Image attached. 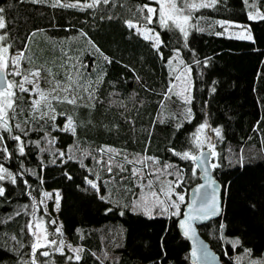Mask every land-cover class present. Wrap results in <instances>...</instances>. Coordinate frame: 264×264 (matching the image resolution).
Masks as SVG:
<instances>
[{"label":"trees","instance_id":"obj_1","mask_svg":"<svg viewBox=\"0 0 264 264\" xmlns=\"http://www.w3.org/2000/svg\"><path fill=\"white\" fill-rule=\"evenodd\" d=\"M258 1L264 10V0ZM54 4L0 0L6 23L0 33L13 54L24 53L21 71L41 68L43 81L63 87L71 76L73 88L83 86L79 95L84 97L79 107L54 101L55 123L28 121L30 96L17 90L23 100L15 119L9 120L11 133L0 129V166L6 169L0 173V264H69L66 253L32 255L27 225L34 209L41 212L40 199L48 191L59 194L57 217L63 232L71 245L82 249L81 259L73 264H190L189 245L177 221L199 173L194 161L174 153L196 152L194 132L204 123L220 130L213 177L222 187L223 213L199 227L200 233L223 264L264 258V20H250L244 0H217L190 13L193 26L185 38L172 24L165 27L145 19L147 10L139 9L153 0H109L93 7H86L92 0ZM67 4L75 6H63ZM219 21L247 26L252 39L226 36ZM128 22L151 27L159 46ZM181 68L190 71L187 102L176 93L175 74ZM49 69L52 75H47ZM84 88L94 93L93 100ZM68 116L75 122V135L59 130ZM12 135L24 141L23 156ZM109 147L121 155L101 152ZM127 153L136 157L134 163L124 160ZM145 157L153 158L172 182L178 181L175 190L185 194L178 215L131 212L146 180L133 177L131 170L141 167L144 176L146 169L153 170ZM166 163L170 167L165 168ZM118 164L126 170L120 171ZM89 180L99 186V193ZM241 255L247 258L239 261Z\"/></svg>","mask_w":264,"mask_h":264},{"label":"snow or ice","instance_id":"obj_2","mask_svg":"<svg viewBox=\"0 0 264 264\" xmlns=\"http://www.w3.org/2000/svg\"><path fill=\"white\" fill-rule=\"evenodd\" d=\"M34 3L37 2H42V0H33ZM99 2V0H93L92 4L86 5V7H93L95 4H97ZM155 3L159 4V9L150 7L148 4H145L142 8L139 9V11L143 12L145 9L147 10L148 15L145 17V19L149 22L152 23V18L153 16H157V18L159 19L161 25L168 27L169 26V22H171V24L175 25V27L179 28L180 32H182L185 36V38L187 37V31L186 28L184 27V25H187L191 16H190V12L186 11V10H197L199 8H207V7H212L215 5V3L217 2V0H208V2H201L199 4L192 2V3H188L187 0H154ZM104 3H109V0H104ZM245 4L249 3V0H244ZM55 6H61L59 5V0H57V3L53 5ZM65 7H74L75 5L72 4H67V5H63ZM250 7H253V5H249ZM5 12V9L3 7H0V30L5 29L6 27V23H5V17L2 15ZM257 17H259V19L264 20V15H261L259 11H257L255 14L250 13L249 14V19H256ZM224 26V23H221V27ZM231 26V25H230ZM128 27L129 28H135L136 25L128 22ZM245 31H247V29H245ZM145 38L147 39V35L145 36ZM239 38H247L249 40L252 39V37L250 35L248 36H243V33L240 34ZM5 37L4 36H0V41L4 40ZM155 42H156V46H159L160 44V40L159 37H155ZM8 53V48L7 47H3L0 48V73H5L7 72L8 75H12V76H21L22 79L20 81H10L7 80V78L5 77V79L0 80V129H3V131L5 132H9L11 133V129L9 128V120L15 119V116L17 114V108H19L20 106V102L23 100V96L22 95H18L17 94V90L19 93H27L29 95H37L39 98L38 99H34L31 101V110L33 113H39V117H36L35 115H33L31 118L32 119H49L52 121L56 120V115L55 113V108L52 104V100L57 101L58 103H68L70 105H73L74 107H79L81 106L80 104H78V101L83 100L84 97L79 95V88L83 87L82 85L76 88H73V84L75 83V81L73 80V78L71 76L68 77V85L65 87H60V83L57 82L56 86L53 88L52 92H45L44 90H42L40 88V79H41V68H37L35 70L32 69H25L24 72H22L20 70L21 68V61L24 59V53L21 52L19 53L15 58H13L11 60V65L9 63V59H7L5 57L4 54ZM105 59H107V57H105ZM11 68V70H10ZM47 75H52L51 70H47ZM177 80L180 79L179 76L176 77ZM25 84H29L32 85V88H27L25 87ZM57 90L62 91L64 93H66V95L64 96H59V95H54L53 93H55ZM84 91L88 93V100H93L94 99V93L89 91L88 88H84ZM169 91H171V89H169ZM74 93V94H73ZM187 102V101H186ZM85 107H94L93 105H83ZM21 112H23V109H20ZM11 113V115H10ZM49 113H53L52 115H49ZM24 123H28L27 120L24 121ZM15 127L17 129H20V131L22 133H24L25 135L26 130L23 129L21 127V124L17 123L15 125ZM41 127H43V125H41ZM205 126H201V128L199 129L200 132H203ZM61 131H69L71 132L73 135H75L76 133V126H75V122L73 120L72 116H68L66 118V123L64 125L63 128L59 129ZM216 134L219 135L220 134V130L216 129ZM11 138L14 141L19 142V154L21 156H23L25 154V148H24V141L21 140V136L20 135H12ZM4 137L0 136V142H3ZM55 142V138H53L52 140L49 141V143H54ZM202 141H200V137L199 135L196 136V146L199 147L201 145ZM37 147H39V145H37ZM3 152L7 153L8 149L7 147H4ZM101 152H108V153H114L115 155H120L121 153L119 152H115L114 149L111 148H106V149H101ZM176 155H179L182 159H186V160H193L196 161L197 159H199L197 156L191 155L189 152L185 151L182 154L181 153H174ZM212 155H215V152L211 153ZM59 155L61 157L65 156V152H60ZM85 156L89 155V153L85 152L84 153ZM72 157L69 156V159H71ZM124 159L132 164L134 163V161L128 160L127 156L124 157ZM144 159H153L151 157H145ZM112 160H113V156H109V160L106 162V166H107V172L111 175L113 172V167H112ZM100 161H98L99 163ZM136 162H141V161H136ZM218 165H213V167H217ZM117 167H119L120 171H125L126 169L123 167V165H117ZM170 167L168 165L165 166V168ZM206 171V170H205ZM6 169L3 168V166H0V173H5ZM132 172V176L133 177H139L140 176V170L136 169L135 167H133V169L131 170ZM9 176H11V173H7ZM171 174V173H169ZM67 175V174H66ZM153 175H155V173H153ZM69 179H71V177H68ZM4 176L0 175V180H3ZM123 179V178H122ZM13 182H15L13 180ZM88 183L90 184V186L93 189H96V191L99 193L100 192V188L99 186L89 180ZM110 183V182H109ZM147 187L149 189L152 188V182L149 181L147 184ZM199 191V189L197 190ZM159 192L161 194L164 195H169L168 192H165L163 188H161L159 190ZM4 195V189L2 187H0V196ZM50 194L46 193L45 196H49ZM151 197H154L155 200L153 201V206H149V202H148V198L147 196L141 195L140 198L136 201V203H134L132 205V208L134 211L136 210H143L146 214H151V212L153 211V207H159L161 212H167L168 208L164 207L165 201L160 200L159 195L157 194V192L152 191L150 193ZM101 199H108L109 202L110 199L108 197H104L101 196ZM170 198V197H169ZM177 199L180 202L184 201V196L183 195H179L177 194ZM59 207V194H57V208ZM169 207L175 208L177 209L176 212L172 213L174 215H178V209H179V204L177 203H172L169 205ZM208 207H211L213 209L212 214L215 215L217 214L216 208H215V198L213 197V201L211 204H207L205 205L204 208L201 209V212L204 215H207V211L206 209ZM107 211H112L111 208L107 209ZM123 214V213H121ZM199 217H193V216H189V219H198ZM50 223H56V221H50ZM182 226L186 227V232L185 235H188L189 232L192 231L191 226L187 223V221H182ZM27 227L30 230L33 229H39L41 227L40 223H37L35 225L29 224L27 225ZM62 225L58 228L55 229V232L63 235L62 232ZM79 231V230H78ZM33 234L36 235V232L33 231ZM13 239H15V237H13ZM43 239L45 241H47V233L45 232ZM57 242L56 241H48V244H52L55 245ZM60 246L61 248L63 247L64 242L61 240L60 242ZM239 244V241H234L233 242V247H236ZM47 246L46 244H41L40 240L38 238V240L36 242H34L31 245L32 248V255L34 256L37 249L40 247H44ZM69 248H71V245L68 246ZM72 251L74 253H77L75 255V259L77 261H79L81 259L80 255L78 254L79 252L82 251V249H72ZM246 253L250 256L251 252L250 250H245ZM61 254L63 255V252L61 251ZM41 255L43 256H48L49 253L47 251L42 252ZM192 255L195 257L196 256V252L193 251ZM69 260L72 259V257H68ZM32 264H36V261L33 260ZM252 264H264V260H254L252 261Z\"/></svg>","mask_w":264,"mask_h":264},{"label":"rangeland","instance_id":"obj_3","mask_svg":"<svg viewBox=\"0 0 264 264\" xmlns=\"http://www.w3.org/2000/svg\"><path fill=\"white\" fill-rule=\"evenodd\" d=\"M53 1L57 3V0H53ZM59 2H60V0H59ZM92 2H93V0H92ZM99 2H104V0H99ZM187 2L188 3L195 2V3L199 4L201 2H208V0H187ZM72 4H77V3L72 1ZM247 5L249 7L250 13L255 14L257 11H259L261 15H264V10L260 7V3H259L258 0H249V3ZM249 5H253V7H250ZM149 6L153 7V8H156V9H159V4L155 3L154 0H153V4L149 5ZM186 11L191 13L194 10H190L189 9V10H186ZM256 19H259V17H257ZM153 20L155 22L161 24L159 19L157 18V16H153L152 21ZM131 23L136 25V27L133 28L136 32H138L144 38L147 35V37H148L147 39L151 40L154 43V45H156L155 37H157L158 35L151 27L140 25L139 23H135V22H131ZM221 23H224V26L222 27V29H223V33L226 36L239 38L241 33H243V36H245V37L250 35L248 27L243 25V24H241V23L228 22V21H219V25L220 26H221ZM170 24H171V22H169V25ZM192 26H193V22H192V19L190 18L188 24L184 25V27L186 28V31L188 32L191 29ZM245 29H247V31H245ZM0 36H2L1 33H0ZM239 39H247V38H239ZM3 47H7L8 48V53L4 54V55H5V57L7 59H9V63L11 65V60L13 58H15L18 54H13L10 51L9 46L6 45L4 43V41L2 40V41H0V48H3ZM22 61H21V63H22ZM10 70H11V68H10ZM20 70H21V68H20ZM5 74H6V77H8V80H10V81H20L21 80V78H17V76L8 75L7 72H5ZM177 76H179L180 79L179 80L176 79V81H175L176 93L181 97V99H184V100L188 101L189 98H190V93H191L190 71H189L188 68H181V69H179L176 72L175 78ZM39 83H40V88L42 90H44L46 93L47 92H52L53 88L57 84L55 82L43 81V75L42 74H41V79H40ZM25 87L31 89L32 85L25 84ZM60 87L62 88L63 86L60 85ZM59 93H62V91L57 90L53 94L54 95H59ZM29 96H30L31 101L34 100V99H38L39 98L35 94L29 95ZM54 101L55 100H52V104H53ZM52 114L53 113H49V115H52ZM54 114L56 115V112ZM33 115H35L36 117H39V113H33L32 110H30L28 121L35 120V119L31 118ZM45 119H47V118H45ZM52 122L55 123V121H52ZM201 126H205L203 132L199 131ZM216 129H218V128H213V127L209 126L207 123H204V124L198 126L196 128L195 132H194L195 133L194 134V142H195V145H196V136L199 135L200 141H202V143H201V145L199 147L196 146V152H189L191 155L195 156L198 152H200V151H202L204 149H212L213 152H215V155H213V158L211 160L212 167H213L214 164L218 165L217 153L214 150H215V142L219 139L220 134L219 135L216 134ZM109 148H115L116 149V147H109ZM60 152H63V151H60ZM115 152H117V151L115 150ZM119 153H121V152H119ZM113 155H115V154L113 153ZM124 155L127 156L128 160L136 159V157H133V155H131L129 153L124 154ZM116 157H118V156L116 155ZM143 160H146V159L143 158ZM151 161L152 162H151L150 167H152L153 170L151 171V169H146L147 170V175L146 176H144V173L141 171V167H139V168L135 167L136 169L140 170V177L141 176L146 177V180L144 181V183H142V182L140 183V188H139L140 189V193H138V196L135 197L134 201H132V205L134 203H136V201L140 198L141 195H144V196H147V198H148L149 206H153V201L155 200V198L151 197L150 193L152 191H155L159 195L160 200L165 201L164 207H167L168 211L167 212H161L159 207H153V211L149 215V214H146L143 210L134 211L133 208L131 207V212L138 213V214H143V215H145L147 217H166L167 214L170 213L171 211H174V212L177 211V209L169 207L170 204L174 203V202H172L173 199L169 198L171 196L175 197V199H176L175 203L179 204V209H178V212H179L180 207L184 203V201L180 202L177 199V194L178 193L175 190V187H174L175 185L174 184L177 183L178 181L172 182L171 178H169L170 176L163 174V169L160 168V166H157L158 163H156L155 160L153 161V159H151ZM147 163L149 164V162H147ZM166 165L170 166L168 163L164 164L163 166L165 167ZM153 173H155V175H153ZM149 181L152 182V188L151 189H149L147 187V184H148ZM161 188H163L165 192H168L169 195L161 194L159 192V190ZM46 193H48L50 195L46 197L45 196ZM57 194L58 193L56 191H54V192L48 191V192H43L42 193V196H41V199H40L41 212H40V209H37V208L34 209L32 217L30 219V223H29V224H32V225L40 223L41 227L39 229H33V230L29 229V231H30V233L33 236V243L36 242L38 240V238H39L41 244H46L47 245V246L38 248L37 251H42V252L47 251L48 253H53V252L61 253V251H62L63 253H66V255H67V262H69V264H73L74 262H79V261H77L75 259V255L77 253H74L72 251V249H81V248L71 245L68 237L63 232V228L61 229L62 232H63V235H60V234L55 232V229L61 226V223H60V221H59V219L57 217V212L59 210V207L57 208ZM179 195H183L184 196V200H185V194L184 193H180ZM59 199H60V196H59ZM49 205L52 206V211L48 210ZM47 217H49V224H47ZM53 220L56 221V223H54V224L50 223V221H53ZM50 227H51V229H50ZM33 231L36 232V235L33 234ZM45 232L47 233V241H45L43 239V236H44ZM61 240L64 242L62 248H61L60 243H59ZM48 241H56L57 243L55 245H52V244H48ZM69 245H71V248L68 247ZM81 252L78 253L80 255V257H81ZM68 257H72V259L69 260ZM246 258H247V255H243V256L241 255V256H239V261H242L243 259H246ZM258 260H264V258L258 259ZM252 261H254V260H252ZM252 261H250V262L247 261V264H252Z\"/></svg>","mask_w":264,"mask_h":264},{"label":"water","instance_id":"obj_4","mask_svg":"<svg viewBox=\"0 0 264 264\" xmlns=\"http://www.w3.org/2000/svg\"><path fill=\"white\" fill-rule=\"evenodd\" d=\"M5 77V73H0V80L5 79ZM6 78L8 80V77ZM212 152V149H204L195 155L199 158L194 161L196 170L199 173V182L190 189L188 202L184 205L181 216L177 221L178 231L189 245L190 264H223L219 255L212 250L199 230V227L220 218L223 213L222 187L213 177ZM198 189L199 191H197ZM213 197L215 198L217 214L213 215V209L208 207L206 209L207 215H204L201 209L205 207L206 203L211 204ZM190 215L199 218L189 219ZM182 221H187L191 226L192 231L188 235H185L186 227L182 226ZM193 251L196 252L195 257L192 255Z\"/></svg>","mask_w":264,"mask_h":264}]
</instances>
